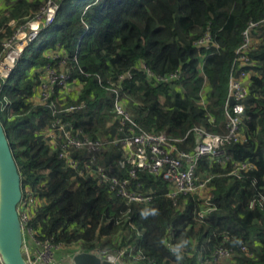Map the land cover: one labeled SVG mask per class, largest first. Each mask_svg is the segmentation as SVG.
<instances>
[{"label":"trees","instance_id":"obj_1","mask_svg":"<svg viewBox=\"0 0 264 264\" xmlns=\"http://www.w3.org/2000/svg\"><path fill=\"white\" fill-rule=\"evenodd\" d=\"M51 1L0 0V59L19 31L44 22ZM54 1V22L24 49L0 88V122L21 175L22 205L35 202L24 227L56 254L106 252L126 264H264V0ZM251 24L257 26L248 51L253 65L243 68L250 71L245 141L223 147L224 164L200 159L197 174L209 179L206 190L171 198L161 175L138 169L130 176L112 141L131 127L115 115V94L106 88L114 84L139 129L166 134L191 152L195 128L227 133L229 81L242 69L237 51ZM52 54L66 58L74 79L68 87H77L55 86L53 108L34 100L47 66L59 62ZM60 121L109 143L100 152L70 149L67 160L46 138ZM99 167L150 199L128 201ZM181 241L188 243L178 260L172 248Z\"/></svg>","mask_w":264,"mask_h":264},{"label":"built area","instance_id":"obj_2","mask_svg":"<svg viewBox=\"0 0 264 264\" xmlns=\"http://www.w3.org/2000/svg\"><path fill=\"white\" fill-rule=\"evenodd\" d=\"M58 5L54 3L46 9L44 22L33 21V24L38 22L36 28H31L29 33V38L27 42L23 43V50L14 48L15 43H17V35L15 39L8 41L4 46L7 49L3 58L0 59V88L2 82L5 81L13 69L20 56L22 55L24 49L36 39L41 30L54 22ZM264 21V20H263ZM32 23V22H31ZM29 23V25L31 24ZM257 26V24H251L249 28L244 32V43L237 51L236 63L242 67L240 71L232 74L229 81L228 90V102L226 105V118H227V133L223 135L212 134L207 132L202 127H197L194 129V133L197 139V144L193 151L188 152L179 148V140H172L166 134H152L145 132L138 128L137 124L131 118L130 113L125 108L124 99L120 96L117 88L114 84H110L107 90H111L114 95V112L119 120L122 121L123 125H130L131 133L124 135L121 138H115L112 143L118 145L121 150V158L119 160V165L121 168L129 167L130 176L135 177L138 169H143L151 173L152 175H161L170 183V193L169 196L174 198L177 194H198L206 190L209 179H202L197 174V168L200 159H216L217 162L224 164L228 159L225 157V152L223 147L230 142H243L245 141V136L241 131V125L244 118L245 106L244 102L249 94V76L250 71L243 69L245 66L251 67L253 65L252 61L248 56V51L253 42L252 31ZM30 27V26H29ZM29 27L25 34L29 32ZM17 38V39H16ZM209 42V38L206 41H202L201 45H205ZM28 44V45H27ZM27 45V46H26ZM9 56L7 57V55ZM53 57L54 60L59 61L55 66H47L46 68V80L40 85L38 92H40V98L45 102L43 105H49L50 107H55L54 102H50L52 98L53 89L55 86L60 88V91H71L72 88L68 87V82H73L71 79L68 68L65 71L60 70V66L65 64L66 58L55 55H49ZM11 59L10 63L3 64V61ZM76 59V58H75ZM51 65V64H50ZM150 76L152 74L148 72ZM176 77H159L158 79L162 81H169ZM52 83V91H49L48 85ZM234 101V103H230ZM201 104H204L202 101ZM82 106H71L67 111H72L73 109H81ZM46 138L54 146H60L61 154L60 156L69 159L70 149H87L88 151H93L94 147H99L101 151L102 146H106L109 141L95 140L86 136L81 130L75 129L72 125L65 122H58L55 126L46 132ZM90 164L91 160L88 161ZM69 163L76 168V162L69 160ZM240 168L247 169L248 165L242 164ZM98 171L102 174L103 180H109L112 186H118L120 194L126 198L128 201L146 202L150 198L145 197L136 192L129 191L127 185L128 180L120 181L116 176L109 177L106 175V169L104 167H99ZM233 173H237L235 170ZM23 202V200H22ZM19 207L20 217L22 221L23 231H24V249L25 258L29 264H56L55 259L51 255V251L55 253V246H52L48 242L39 243L34 238L31 229H26L24 227L28 220V214L30 208L35 206L34 199L30 198L25 201ZM26 235L30 237L36 248L32 254L29 248L26 246ZM107 260L115 263L117 261H122L120 258L112 255H108L106 252L96 253ZM119 259V260H118ZM123 262V261H122ZM2 264V262L0 261Z\"/></svg>","mask_w":264,"mask_h":264},{"label":"water","instance_id":"obj_3","mask_svg":"<svg viewBox=\"0 0 264 264\" xmlns=\"http://www.w3.org/2000/svg\"><path fill=\"white\" fill-rule=\"evenodd\" d=\"M23 200L21 175L9 142L7 131L0 122V261L2 264H29L23 253L24 231L19 207ZM73 264L115 263L103 256L81 251L73 255Z\"/></svg>","mask_w":264,"mask_h":264},{"label":"rangeland","instance_id":"obj_4","mask_svg":"<svg viewBox=\"0 0 264 264\" xmlns=\"http://www.w3.org/2000/svg\"><path fill=\"white\" fill-rule=\"evenodd\" d=\"M54 3H56L54 0L53 1H51L50 2V4L52 5V6H54ZM30 27H29V32L27 33V34H25L26 33V31L25 30H21V31H19L18 32V34H17V43H15V45L16 46H14V48L16 47V49H19L20 51L21 50H23V43H25V42H27V40H28V38H29V33H30V31H31V28L33 27V28H36L37 26H38V22H36V23H34L33 24V22L29 25ZM32 28V29H33ZM25 32V33H24ZM253 37H254V35H253ZM255 38V37H254ZM35 40V39H34ZM28 45V44H27ZM26 45V46H27ZM7 54V53H6ZM9 56V54L7 55V57ZM8 60V59H7ZM7 61H3V64L5 65V63H6ZM67 69V65L65 66V64H62L61 66H60V70L61 71H65ZM0 71H2L1 70V68H0ZM3 72V71H2ZM53 86H55V84H52V83H50L49 85H48V90L49 91H52V89H53ZM73 89H76L77 87L75 86H73L72 87ZM39 95H40V92H39ZM38 104H44L45 102L40 98V96H39V98H38ZM81 106H83V105H81ZM72 111H74V109L72 110ZM94 150H96V152H100V148L97 146V147H94V149H93V151ZM26 239H27V235H26ZM24 245H25V243H24ZM28 247V246H27ZM29 248V247H28ZM72 251H74V250H72ZM81 252V251H80ZM23 253H24V256H25V249H24V246H23ZM61 253V254H60ZM63 253H65V249H62V250H60L57 254L56 253H54V252H52L51 251V257L53 258V259H55V257H57L58 255H62ZM70 253V252H69ZM78 253V252H77ZM57 255V256H56ZM65 255H68V254H66L65 253ZM119 260V259H118ZM62 263H63V261H62ZM57 264V263H56ZM63 264H71V262H70V259H65L64 260V263ZM124 264H126V263H124Z\"/></svg>","mask_w":264,"mask_h":264},{"label":"crops","instance_id":"obj_5","mask_svg":"<svg viewBox=\"0 0 264 264\" xmlns=\"http://www.w3.org/2000/svg\"><path fill=\"white\" fill-rule=\"evenodd\" d=\"M38 98H39V92H38L37 97L34 98V100L35 101H38ZM26 246L29 247L30 252L33 254L34 251H35L36 246H35L33 240L30 237H28V236H27V239H26ZM78 252H80V251H78ZM76 253H74V254H76ZM67 254L68 255H65V253H63L62 255H58V256L56 255L57 257H55V263H57V264H63L64 263V260L68 258V259H70L71 264H73L72 263V257H73L74 254H71V255L69 253H67ZM62 261H63V263H62Z\"/></svg>","mask_w":264,"mask_h":264},{"label":"clouds","instance_id":"obj_6","mask_svg":"<svg viewBox=\"0 0 264 264\" xmlns=\"http://www.w3.org/2000/svg\"><path fill=\"white\" fill-rule=\"evenodd\" d=\"M151 212L154 214L156 212V209H151ZM143 216H147L149 214L148 210H144L141 213ZM187 241H181L173 246L172 251L177 254V259L179 260L180 257V250L187 245Z\"/></svg>","mask_w":264,"mask_h":264},{"label":"bare ground","instance_id":"obj_7","mask_svg":"<svg viewBox=\"0 0 264 264\" xmlns=\"http://www.w3.org/2000/svg\"><path fill=\"white\" fill-rule=\"evenodd\" d=\"M11 62V59L9 58L8 60H7V63H10Z\"/></svg>","mask_w":264,"mask_h":264}]
</instances>
